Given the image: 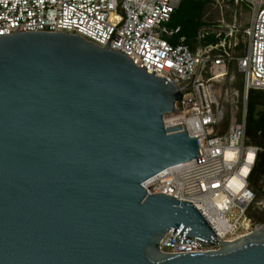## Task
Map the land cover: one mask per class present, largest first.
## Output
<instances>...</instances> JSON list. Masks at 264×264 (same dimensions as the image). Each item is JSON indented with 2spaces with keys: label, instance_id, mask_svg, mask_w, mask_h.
Listing matches in <instances>:
<instances>
[{
  "label": "water",
  "instance_id": "1",
  "mask_svg": "<svg viewBox=\"0 0 264 264\" xmlns=\"http://www.w3.org/2000/svg\"><path fill=\"white\" fill-rule=\"evenodd\" d=\"M110 39L0 35V264H264V222L215 251L160 250L169 231L217 243L193 204L142 186L201 146L165 127L181 88Z\"/></svg>",
  "mask_w": 264,
  "mask_h": 264
},
{
  "label": "built area",
  "instance_id": "2",
  "mask_svg": "<svg viewBox=\"0 0 264 264\" xmlns=\"http://www.w3.org/2000/svg\"><path fill=\"white\" fill-rule=\"evenodd\" d=\"M181 1L0 0V35L65 32L104 48L114 31L121 37L110 39L111 50L181 88L175 111L164 117L165 127H180L176 132L184 128L197 137L201 156L164 169L142 186L147 195L165 194L193 204L218 238L214 245L191 237L193 242L181 244L182 238L169 231L160 242L163 253L215 251L262 224L252 215L259 205L250 178L264 149L248 142L247 114L250 90H264V0H247L253 9L242 30L243 53L237 24L224 29L223 20L199 29L195 50L184 37L173 43L181 27L168 25ZM208 37L217 42L206 43Z\"/></svg>",
  "mask_w": 264,
  "mask_h": 264
},
{
  "label": "trees",
  "instance_id": "3",
  "mask_svg": "<svg viewBox=\"0 0 264 264\" xmlns=\"http://www.w3.org/2000/svg\"><path fill=\"white\" fill-rule=\"evenodd\" d=\"M208 0H182L178 9L174 12H179V15L184 16L185 11L187 15L186 24H176L175 27L180 26L181 31L172 39L173 43L180 42V38L184 37V43L188 44L193 50L197 46V34L201 27L208 25L201 20L204 7ZM185 17V16H184ZM217 39L208 37L206 43H216ZM259 103H264V90H250L248 98V114H247V138L248 142L261 146L264 149V118L256 121L253 113ZM262 175H264V150L258 155L256 166L251 175V185L255 188L258 187ZM264 193V190H263ZM259 222H264V215L259 219Z\"/></svg>",
  "mask_w": 264,
  "mask_h": 264
},
{
  "label": "rangeland",
  "instance_id": "4",
  "mask_svg": "<svg viewBox=\"0 0 264 264\" xmlns=\"http://www.w3.org/2000/svg\"><path fill=\"white\" fill-rule=\"evenodd\" d=\"M252 9V5L250 3H247V0H240L239 2H236V0H208L206 6L204 7L201 20L202 22L209 24L218 23L223 20L224 29H227L233 24H237V27L241 31L240 33H238V50L240 53H243L246 48V39L242 35V30L247 27L250 19L252 18ZM184 16L179 15V12H176V15H174V18L171 20L168 27L173 28L176 24H186V11ZM236 76L238 82H241L242 75L236 73ZM261 107L262 106H259L258 109H260ZM224 108L226 110L228 106H224ZM227 116L229 117V119L227 120L226 124L229 125L232 120L230 112H227ZM258 187L259 188H255L251 185V188L257 195V202L259 205L256 206V208L252 211V215L256 219H260L264 215V175H262L260 181L258 182Z\"/></svg>",
  "mask_w": 264,
  "mask_h": 264
},
{
  "label": "flooded vegetation",
  "instance_id": "5",
  "mask_svg": "<svg viewBox=\"0 0 264 264\" xmlns=\"http://www.w3.org/2000/svg\"><path fill=\"white\" fill-rule=\"evenodd\" d=\"M262 106L260 109L257 110V107ZM253 113L254 119L256 121L262 120L264 118V103H259Z\"/></svg>",
  "mask_w": 264,
  "mask_h": 264
},
{
  "label": "bare ground",
  "instance_id": "6",
  "mask_svg": "<svg viewBox=\"0 0 264 264\" xmlns=\"http://www.w3.org/2000/svg\"><path fill=\"white\" fill-rule=\"evenodd\" d=\"M165 118H167V116H165Z\"/></svg>",
  "mask_w": 264,
  "mask_h": 264
}]
</instances>
